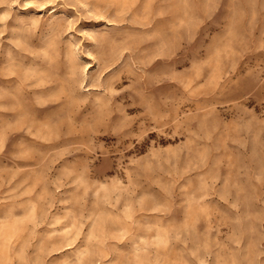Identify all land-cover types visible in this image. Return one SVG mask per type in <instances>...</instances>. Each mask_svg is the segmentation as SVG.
I'll use <instances>...</instances> for the list:
<instances>
[{"label":"rangeland","instance_id":"1","mask_svg":"<svg viewBox=\"0 0 264 264\" xmlns=\"http://www.w3.org/2000/svg\"><path fill=\"white\" fill-rule=\"evenodd\" d=\"M0 264H264V0H0Z\"/></svg>","mask_w":264,"mask_h":264}]
</instances>
